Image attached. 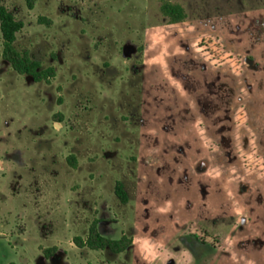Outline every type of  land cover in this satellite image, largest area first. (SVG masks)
Masks as SVG:
<instances>
[{
	"label": "rangeland",
	"instance_id": "obj_1",
	"mask_svg": "<svg viewBox=\"0 0 264 264\" xmlns=\"http://www.w3.org/2000/svg\"><path fill=\"white\" fill-rule=\"evenodd\" d=\"M0 7L56 70L0 22V264H264V0ZM94 220L128 249L77 246Z\"/></svg>",
	"mask_w": 264,
	"mask_h": 264
},
{
	"label": "trees",
	"instance_id": "obj_2",
	"mask_svg": "<svg viewBox=\"0 0 264 264\" xmlns=\"http://www.w3.org/2000/svg\"><path fill=\"white\" fill-rule=\"evenodd\" d=\"M162 10L164 15L170 18L171 23H178L184 21L186 18L183 7L178 3L167 2L163 4ZM0 22L3 38V59L17 73L31 76L35 82L45 81L49 83L56 75L55 67L42 68L41 63L33 59L29 52H22L15 46L17 33L23 29V22L17 20L5 7H0ZM72 164L75 165L76 163L72 162ZM116 194L123 203L126 202L127 197L121 183H118ZM74 242L79 247H87L91 250L108 249L114 253H122L131 245L132 239L125 234L118 239L105 237L98 229V220H94L89 227L88 235L85 238L76 236ZM55 251L56 248L54 247L50 250H45V254L49 257Z\"/></svg>",
	"mask_w": 264,
	"mask_h": 264
},
{
	"label": "built area",
	"instance_id": "obj_3",
	"mask_svg": "<svg viewBox=\"0 0 264 264\" xmlns=\"http://www.w3.org/2000/svg\"><path fill=\"white\" fill-rule=\"evenodd\" d=\"M60 124V123H59Z\"/></svg>",
	"mask_w": 264,
	"mask_h": 264
}]
</instances>
